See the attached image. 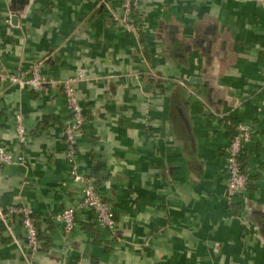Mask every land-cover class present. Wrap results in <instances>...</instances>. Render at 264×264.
I'll return each mask as SVG.
<instances>
[{
  "label": "crops",
  "instance_id": "0c3cea01",
  "mask_svg": "<svg viewBox=\"0 0 264 264\" xmlns=\"http://www.w3.org/2000/svg\"><path fill=\"white\" fill-rule=\"evenodd\" d=\"M122 4L0 0V147L25 158L0 164V206L32 207L34 264H264V0H141L133 32L115 24ZM38 62L41 92L11 83ZM77 77L86 117L77 161L112 205L115 230L89 210L77 212L71 234L54 219L82 201L59 86ZM225 118L253 130L241 157L250 186L233 201L235 129ZM8 222L0 264H25L21 220Z\"/></svg>",
  "mask_w": 264,
  "mask_h": 264
},
{
  "label": "built area",
  "instance_id": "2783aa9c",
  "mask_svg": "<svg viewBox=\"0 0 264 264\" xmlns=\"http://www.w3.org/2000/svg\"><path fill=\"white\" fill-rule=\"evenodd\" d=\"M141 7V0H123L122 16L114 18L115 24L126 32L136 31V23ZM138 24V23H137ZM41 62L36 63L28 75H12L9 80L14 85L27 88L34 92H41L46 84V79L42 75ZM3 74L0 72V79ZM80 78H67L59 82V86L66 98L67 108L71 112V122L65 127L66 137V157L71 166L70 178L77 184L83 186L82 201L76 207L63 210L54 216V219L63 225L66 234H71L76 228V214L79 211L89 210L94 213L99 225L111 230L116 228V216L112 205L107 202L98 192L93 180L83 174L77 161L79 136L84 133L86 117L78 99L75 88L76 82ZM16 136L20 144L28 142V132L24 125V117L21 113L16 116ZM253 130L247 123H240L237 132L233 136L226 153V170L228 174L227 188L230 201L235 198H242L247 193L250 186L249 175L244 171L241 157L245 152L246 145L252 140ZM25 163L24 157H16L5 147H0V164L2 165H22ZM19 216L21 224L26 234V250L23 252L25 264H34V256L41 247L39 228L34 218V212L30 205L11 206L3 209L0 206V223L10 229L8 218Z\"/></svg>",
  "mask_w": 264,
  "mask_h": 264
},
{
  "label": "trees",
  "instance_id": "16d2710c",
  "mask_svg": "<svg viewBox=\"0 0 264 264\" xmlns=\"http://www.w3.org/2000/svg\"><path fill=\"white\" fill-rule=\"evenodd\" d=\"M142 20V19H141ZM136 30H137V27H138V24L136 23ZM223 122L226 124L227 127H231V128H234L235 129V133L237 132V127L238 125L241 123V122H235L234 120H232L231 118H225L223 120Z\"/></svg>",
  "mask_w": 264,
  "mask_h": 264
},
{
  "label": "water",
  "instance_id": "95a60500",
  "mask_svg": "<svg viewBox=\"0 0 264 264\" xmlns=\"http://www.w3.org/2000/svg\"><path fill=\"white\" fill-rule=\"evenodd\" d=\"M12 20H15L14 18H12Z\"/></svg>",
  "mask_w": 264,
  "mask_h": 264
}]
</instances>
